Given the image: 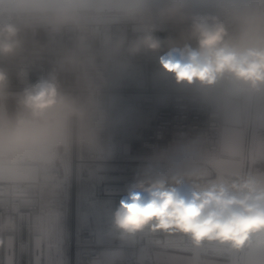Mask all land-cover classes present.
I'll list each match as a JSON object with an SVG mask.
<instances>
[{"label": "built area", "instance_id": "obj_1", "mask_svg": "<svg viewBox=\"0 0 264 264\" xmlns=\"http://www.w3.org/2000/svg\"><path fill=\"white\" fill-rule=\"evenodd\" d=\"M67 15L69 22L58 30L38 22L23 56L0 58V67L12 73L0 98L55 76L70 111L41 144L0 150V264H156L157 250L196 254L202 246L178 232L124 239L111 232L120 201L145 177L179 173L185 189L213 181L224 111L176 84L159 64L167 40L184 25L136 10ZM151 25L165 46L129 55L128 42ZM120 40L125 43L116 51ZM17 70L26 79H18ZM46 190L60 192L67 203L72 199L80 215L83 206L87 211L70 243L63 239L61 212L45 207Z\"/></svg>", "mask_w": 264, "mask_h": 264}, {"label": "clouds", "instance_id": "obj_2", "mask_svg": "<svg viewBox=\"0 0 264 264\" xmlns=\"http://www.w3.org/2000/svg\"><path fill=\"white\" fill-rule=\"evenodd\" d=\"M64 0H8L0 6V58L15 61L25 54L29 33L38 22L58 30L69 22ZM138 11L161 21L184 25L166 42L161 69L178 85L201 93L228 113H243L264 104V0H141ZM149 26L128 42L131 56L158 52L165 42ZM125 41H118L119 51ZM24 80L27 73L17 70ZM12 73L0 67V96ZM19 111L0 124V150H19L49 139L67 119L68 98L55 76L28 84L18 94ZM178 232L196 246L225 247L237 264H264V186L247 177L227 183L210 181L185 189L176 174L145 177L120 201L113 213L111 232L119 239L144 232Z\"/></svg>", "mask_w": 264, "mask_h": 264}, {"label": "crops", "instance_id": "obj_3", "mask_svg": "<svg viewBox=\"0 0 264 264\" xmlns=\"http://www.w3.org/2000/svg\"><path fill=\"white\" fill-rule=\"evenodd\" d=\"M98 1L103 9H96V12L139 9L141 4V0ZM7 2L8 0H0V6ZM165 2L166 0H154L156 5H162ZM214 168L213 180L222 179L232 183L247 176L255 178L261 186H264V104L249 109L248 115L246 112L224 111L220 156ZM201 246V250L196 254L157 250L156 264H166L165 260L171 264H235L236 262V259L234 260L223 246L210 243Z\"/></svg>", "mask_w": 264, "mask_h": 264}, {"label": "rangeland", "instance_id": "obj_4", "mask_svg": "<svg viewBox=\"0 0 264 264\" xmlns=\"http://www.w3.org/2000/svg\"><path fill=\"white\" fill-rule=\"evenodd\" d=\"M64 2L69 6L68 12H88V13H95L96 9H103L99 5V1H92V0H64ZM2 6V5H1ZM83 10V11H81ZM86 10V11H85ZM89 10V11H87ZM138 11V8H133L125 11H111L116 13H122L127 11ZM108 11V10H105ZM98 12H104L98 11ZM155 13V12H153ZM3 107L5 109V114L7 119H13L16 114L19 111V105H18V95L16 96H8V98H0V108ZM248 115V110L245 111ZM70 125V144L73 145L74 143V134H73V124ZM222 140V139H221ZM221 143V142H220ZM221 147V145H220ZM219 159V158H218ZM72 169L74 171L77 169V166L72 164ZM215 174L212 176L214 177ZM45 207L51 211L54 212H61V217L64 222V235L63 239L70 243L72 242V236L75 231V228L78 227V218L80 216H85L87 214V211L85 210L84 206L81 208L82 215L79 214V206L78 204H74L72 199L69 203L63 201V199L60 196V192L58 191H45ZM80 225H86V222H80ZM70 258H75L74 255H71ZM232 259V258H231ZM235 260V258H234ZM166 264H171L167 260L164 261ZM69 264H76L75 259H70Z\"/></svg>", "mask_w": 264, "mask_h": 264}, {"label": "water", "instance_id": "obj_5", "mask_svg": "<svg viewBox=\"0 0 264 264\" xmlns=\"http://www.w3.org/2000/svg\"><path fill=\"white\" fill-rule=\"evenodd\" d=\"M6 117V114H5V109L3 107L0 108V119H3ZM247 178V176H246ZM235 264H237V260L235 262Z\"/></svg>", "mask_w": 264, "mask_h": 264}, {"label": "bare ground", "instance_id": "obj_6", "mask_svg": "<svg viewBox=\"0 0 264 264\" xmlns=\"http://www.w3.org/2000/svg\"><path fill=\"white\" fill-rule=\"evenodd\" d=\"M97 12H98V11H97ZM104 12H106V11H104ZM107 12H109V13H116V12H111V11H107ZM221 139H222V138H221ZM220 145H221V143H220ZM219 147H220V146H219ZM217 160H218V159H217ZM217 160H216V161H217ZM216 161H215V162H216ZM214 165H215V164H214Z\"/></svg>", "mask_w": 264, "mask_h": 264}]
</instances>
